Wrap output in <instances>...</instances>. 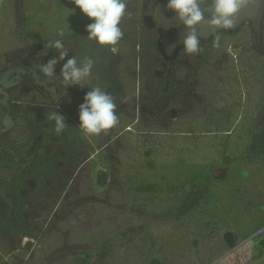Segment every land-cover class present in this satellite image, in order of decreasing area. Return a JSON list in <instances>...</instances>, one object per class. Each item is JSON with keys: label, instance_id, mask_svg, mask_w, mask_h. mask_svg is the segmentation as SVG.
I'll list each match as a JSON object with an SVG mask.
<instances>
[{"label": "rangeland", "instance_id": "1", "mask_svg": "<svg viewBox=\"0 0 264 264\" xmlns=\"http://www.w3.org/2000/svg\"><path fill=\"white\" fill-rule=\"evenodd\" d=\"M220 42L202 106L136 127L110 187L76 178L40 231L19 229L35 237L0 236V264H264V50L251 31Z\"/></svg>", "mask_w": 264, "mask_h": 264}, {"label": "flooded vegetation", "instance_id": "2", "mask_svg": "<svg viewBox=\"0 0 264 264\" xmlns=\"http://www.w3.org/2000/svg\"><path fill=\"white\" fill-rule=\"evenodd\" d=\"M167 3L127 0L130 15L121 24L124 36L114 54L86 39V26L93 21L70 0L2 1L0 236H35L19 229L66 198L79 176H95L100 187H110L119 175L120 149L136 127L150 133L153 123H176L183 109L202 106L209 80H219L228 69V56H215L212 38L199 55L188 56L181 48L173 58L164 57L158 49L161 33L180 26ZM243 31L254 33L249 20L218 35ZM56 39L63 40L68 55L58 61L56 77L48 79L38 65L58 58V51L47 47ZM261 42L258 48L264 50V16ZM72 56L78 62L86 56L95 60L86 87L61 82L60 69ZM94 86L114 96L119 123L107 134L85 137L79 129V105ZM51 111L63 115L69 126L59 136L54 122L46 119ZM227 233L224 237L232 241Z\"/></svg>", "mask_w": 264, "mask_h": 264}, {"label": "clouds", "instance_id": "3", "mask_svg": "<svg viewBox=\"0 0 264 264\" xmlns=\"http://www.w3.org/2000/svg\"><path fill=\"white\" fill-rule=\"evenodd\" d=\"M80 11L92 20L86 26L89 41H94L99 46L108 47L112 53H117V45L123 39L124 30L121 27L123 20L129 16L127 13V0H70ZM254 0H168L167 9L175 12V19L179 25H184L186 34L183 36V51L188 56L199 55L200 34L197 27L206 23L213 33V46L220 47L218 30L233 29L241 10L253 4ZM207 4V8L202 5ZM205 11L210 17L205 20ZM59 35L63 37L61 30ZM50 49L58 51V58H51L46 63L38 65V70L48 79L56 77L55 68L58 61H62L68 55L62 39L50 40L47 43ZM95 60L84 57L78 62L76 56L68 58L60 69L63 86L86 87L92 75ZM117 104L110 93L99 86L91 87L84 96V102L79 105V129L85 137L100 136L119 123ZM47 120L54 122L53 131L59 136L69 126L65 117L56 111H51Z\"/></svg>", "mask_w": 264, "mask_h": 264}, {"label": "water", "instance_id": "4", "mask_svg": "<svg viewBox=\"0 0 264 264\" xmlns=\"http://www.w3.org/2000/svg\"><path fill=\"white\" fill-rule=\"evenodd\" d=\"M3 0H0V5ZM202 8H207V4L202 5ZM264 16V0H254L253 4H250L247 8L241 10L238 15V20L235 29L238 26V23L241 20H249L251 22V26L254 31L255 41L257 45L262 48V20ZM210 17V13L205 11V20ZM186 28L184 25H180L175 29L169 32L161 33V40L159 41L158 49L162 53V55L166 58H173L177 51L183 48L182 39L186 34ZM197 31L200 34V47L204 46L213 38V33L211 29L207 26L206 23H202L197 27ZM220 31V30H218ZM227 234H232L228 232ZM233 235V234H232ZM225 239L227 240L230 246H234V238L232 241H229L228 237L225 235ZM148 264H162L161 260L158 257H152L149 260Z\"/></svg>", "mask_w": 264, "mask_h": 264}, {"label": "trees", "instance_id": "5", "mask_svg": "<svg viewBox=\"0 0 264 264\" xmlns=\"http://www.w3.org/2000/svg\"><path fill=\"white\" fill-rule=\"evenodd\" d=\"M47 210V209H46ZM46 210H44V211H46ZM41 216V215H40ZM27 217V216H26ZM32 217V216H31ZM33 220V219H32ZM32 223H35V225H36V229H38V231H40L41 230V224H39V221H37V220H33L32 222H30V223H27V225L29 226V225H31ZM25 226H26V223L24 224ZM23 231H26V232H30L31 230H29L28 231V228H26V229H24ZM19 237H23V236H19ZM33 237H35V236H33Z\"/></svg>", "mask_w": 264, "mask_h": 264}]
</instances>
